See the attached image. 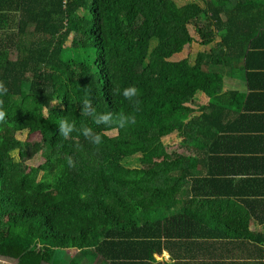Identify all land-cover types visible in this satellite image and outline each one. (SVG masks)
Returning a JSON list of instances; mask_svg holds the SVG:
<instances>
[{"label":"trees","instance_id":"obj_1","mask_svg":"<svg viewBox=\"0 0 264 264\" xmlns=\"http://www.w3.org/2000/svg\"><path fill=\"white\" fill-rule=\"evenodd\" d=\"M245 1L16 0L23 22L4 40L11 44L0 46V82L8 88L0 101L9 112L0 125V257L18 264H160L155 256L175 239L197 235L199 221L227 218L200 216L190 207L214 201L198 195L184 212H171L180 197L206 189L197 183L214 184L192 179L213 175L198 170L210 157L199 122L223 93L220 71L246 58L231 44L232 17ZM196 43L195 62L175 61ZM129 86L139 90L138 111L113 95ZM85 97L99 112L135 113L137 124L95 126L81 116ZM64 119L92 127L103 144L79 132L64 140ZM25 133L35 139L20 143ZM173 135L182 140L178 151L166 144ZM36 155L47 156L29 165ZM69 157L75 167L67 166ZM133 158L141 165H128Z\"/></svg>","mask_w":264,"mask_h":264},{"label":"crops","instance_id":"obj_2","mask_svg":"<svg viewBox=\"0 0 264 264\" xmlns=\"http://www.w3.org/2000/svg\"><path fill=\"white\" fill-rule=\"evenodd\" d=\"M16 7V0H0L3 48L11 44L4 40L10 41L23 22ZM232 19L237 26L236 30L231 28L232 53L240 55L245 51L246 58L220 71L224 75L221 98L214 101L212 114L199 122V134L208 137L203 148L210 157L198 170L213 175L192 177L213 180L214 184L197 183L206 189L180 197L178 207L171 212H184L188 199L198 195L214 201L205 202L206 207H190L199 210L200 216L227 218L199 221L197 235L175 239L161 256H155L160 264H264V0H246L240 14ZM204 102L208 99L204 98ZM175 138L177 135L166 140L168 150L173 147L170 140ZM192 179L191 183H195ZM221 203L228 208L224 205L221 209ZM187 229L192 231L191 227Z\"/></svg>","mask_w":264,"mask_h":264},{"label":"clouds","instance_id":"obj_3","mask_svg":"<svg viewBox=\"0 0 264 264\" xmlns=\"http://www.w3.org/2000/svg\"><path fill=\"white\" fill-rule=\"evenodd\" d=\"M8 93L7 86L0 82V97L6 96ZM122 95L123 98L133 104L136 110H139L140 99L139 90L135 86L125 87L122 92L116 90L113 95ZM81 104V116L91 119L92 123L97 126H103L106 129L119 128L126 129L137 124V116L135 113H117V112H99L92 103V100L85 97L79 100ZM47 118V111L45 116ZM9 120V112L3 106V102L0 101V125L6 124ZM59 135L64 140H68L73 133L79 132L83 137L88 139L93 145H101L104 142V138L101 134L94 131L92 127L81 126L77 127V124L73 120L64 119L59 123ZM20 143L24 141L17 137ZM10 156L15 160L17 158V152L12 151ZM18 162V161H17ZM67 166L75 167V161L69 157L67 158Z\"/></svg>","mask_w":264,"mask_h":264},{"label":"rangeland","instance_id":"obj_4","mask_svg":"<svg viewBox=\"0 0 264 264\" xmlns=\"http://www.w3.org/2000/svg\"><path fill=\"white\" fill-rule=\"evenodd\" d=\"M179 4H188L191 2H196L198 0H176ZM200 46L196 43L194 46H192L190 49H188L183 55H180L178 57L175 58V61H179V60H183V59H190L192 62H195L197 59L198 54L200 53ZM54 108H58L57 105H53ZM49 111H47V116H48ZM19 138L23 141H26L27 139H35V137H29L28 133L25 134H20ZM180 142H182V140H178V139H173L170 140V143L173 147H171L170 149H172L173 151H177L178 150V146L180 145ZM47 155H36L33 159H31L30 161H28V164L31 166H39L42 162H44V160L46 159ZM127 164L133 167H136L139 164L138 159L133 158V159H129L127 161ZM70 255V259L73 258V256L75 255L74 253H69ZM69 259V260H70ZM0 264H18V261L16 260H12V259H6V258H2L0 257Z\"/></svg>","mask_w":264,"mask_h":264}]
</instances>
